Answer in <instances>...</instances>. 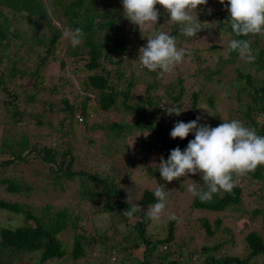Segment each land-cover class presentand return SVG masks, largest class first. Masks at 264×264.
Returning a JSON list of instances; mask_svg holds the SVG:
<instances>
[{
	"label": "rangeland",
	"instance_id": "obj_1",
	"mask_svg": "<svg viewBox=\"0 0 264 264\" xmlns=\"http://www.w3.org/2000/svg\"><path fill=\"white\" fill-rule=\"evenodd\" d=\"M209 9L214 12H227L225 5L220 4L219 0H208L206 5L197 9L202 30L194 37H180L181 43L176 40L177 47L185 49L186 52L183 63L176 66L172 72L155 78L146 75L141 68L138 70L142 76L132 75L131 70H128L125 80L122 81V89L127 90V84L133 77L140 82L131 93L135 95V100L129 102L135 105L145 96V90L153 80L157 84L156 90L151 89L148 94L156 101L164 97L171 104L167 96L179 95L180 88H183V102H191L194 92L200 96V109H198L200 124L216 127L222 123H219L221 120L230 117V121L240 120L247 127L261 129L264 118L252 112L245 115L246 105L251 103V98L244 94L238 98L240 85L246 86V81L237 77L235 69L238 65L221 61L230 58L227 45L232 35H221L220 38V30L217 26L219 18L209 14L207 12ZM163 11L168 15L164 9ZM175 26L177 27L169 24L171 29ZM135 34L141 35L138 27L128 28V39L133 40ZM145 38L147 39L148 36ZM259 41L258 48H264V34H260ZM257 52L258 49L252 50L253 55ZM246 61L241 59L242 72H253L244 65ZM66 62L65 69H61L58 63L44 68L47 77L44 83L49 89L58 84L59 89L56 93L52 95L41 90L39 86L36 88L35 103L30 102L26 95L20 96L22 111L17 117L5 108L8 95L1 90L2 84H0V201L16 203L37 217H42L44 208L48 205L54 212L66 208L69 212L79 215L78 223L82 229L76 232L86 237L83 241L84 256L78 259L67 256L45 264H122V259L125 260V264H134L136 258H143L144 247L131 249L129 241L134 242V240H129L128 233L131 230L127 229V223H121L119 216L104 212L100 206L95 205L94 199L84 198V192L94 188V184L85 180L84 174L92 178L108 179L109 182L122 188L126 196L129 190H132V199L128 203L137 206L138 209H141L139 200L145 189L155 191L159 186L165 188L164 191L172 189L173 193L171 197L167 196L166 209L160 221L150 225L148 234L152 239L166 237L168 223L175 221L173 242L159 249L171 252L176 250L171 257L182 263L199 264L202 259L199 257L201 249L205 246L213 247L221 242L224 244L216 255L228 252L233 257L245 256L246 245H243L242 236L238 235V231L246 233L249 225L255 227L264 238L262 216L250 218L246 212L254 208L264 210L262 182H253L246 176H234L235 185L243 189V200L237 209L222 213L212 211L205 213L197 210L192 212L190 205L194 196L187 191V187L189 184H195L199 189L200 175L181 177L171 183L156 176L151 177V172L155 173L159 170L160 148L166 147L169 142L157 140L150 144V147H144L142 141L149 134L148 130L133 129L131 132L127 130L120 132L116 125L125 126L129 118L135 117L133 113L126 111L123 98L120 99V109L112 107L105 111L101 107L95 89L88 84V76L80 72L75 73L77 66L73 58H67ZM1 67H5V64L0 63V69ZM216 70L218 73L215 77L222 80V83L218 81L215 83L216 91L222 90L221 86H226V91L222 95H216L212 83L206 76ZM179 78L182 79L181 83ZM10 86L13 87L14 84ZM28 86L29 90L33 89L32 84L25 81L24 87ZM32 93L34 94L33 91ZM210 98H214L213 104L210 103ZM84 103L87 104L86 112L83 110ZM68 104L72 105V111L67 109ZM161 109L159 108L158 113L157 111L155 113L157 120L161 119ZM187 109L188 105L183 111L186 113ZM77 116L82 120H78ZM169 116L166 112V117ZM217 123L219 124L215 125ZM164 127L167 130V126ZM44 147H51L58 152L53 161L44 160L38 154ZM21 152L25 157L22 161L16 156ZM64 152H68L69 155L64 156ZM63 159V166L59 170ZM7 161L11 163L7 164ZM69 163V170L76 173L74 176L68 175ZM83 181H86V188L82 189ZM10 182L16 183L21 190L9 191ZM179 184L183 186L182 190L178 187ZM223 195L224 191H221L219 196ZM173 214L178 220L171 219ZM25 216L24 213L0 210V229H15L26 225ZM205 219L210 223L221 219V229L228 226L234 228L235 243L220 231L215 230L213 235H209L202 225V220ZM29 223L34 226L33 221ZM211 225L214 230V225ZM74 233L71 230L59 235L69 251L74 243ZM119 245L122 249L118 247ZM180 245L182 248L178 249ZM180 253L183 256L179 258ZM192 253L190 257L189 254ZM255 260V264H264V256H259ZM29 264L38 263L33 259Z\"/></svg>",
	"mask_w": 264,
	"mask_h": 264
},
{
	"label": "trees",
	"instance_id": "obj_2",
	"mask_svg": "<svg viewBox=\"0 0 264 264\" xmlns=\"http://www.w3.org/2000/svg\"><path fill=\"white\" fill-rule=\"evenodd\" d=\"M156 7L160 12L157 25L150 32L146 31L144 37L142 34L138 36L135 34V38L130 40L127 31L128 28L135 25L125 18L122 0H0V63L5 64V67L0 69V84H2L1 90L8 95L7 98L4 97L7 99L4 104L7 111L15 114V117L20 115V111H22L20 96L26 95L30 102L35 103L36 88L39 86L41 90L52 95L55 94L59 89V85H54L49 89L44 83L47 78L44 68L58 63L61 69H65L66 59L73 58L77 66L75 73L80 72V74L88 76V84L98 94L102 109L105 111L110 110L112 107L120 109L119 104L122 97L126 111L135 115L134 118H129L127 125H116L120 132L125 130L131 132L133 129L148 130L149 134L142 141L144 147H150V144L157 140L168 141V145L161 147V150H159L161 157L165 160L169 157L171 150L177 147L182 151L185 150L189 141L195 138V134L190 133L184 140H174L171 138L170 132L178 121L187 123L200 117L198 113L200 96L198 93H193L191 102H183L184 90L180 88L179 95L167 96L172 102L171 104L164 97L156 101L154 97L148 94L151 89L156 90L157 84L153 80V83L145 90V96L138 100V103L132 105L129 103L135 100V95L131 94L132 90L140 82L133 77L127 84V90L123 91L122 89V81L125 80L128 70H131L132 75H137L140 71L138 69L141 68V71L150 77L155 78L158 76V73L148 71L137 61L139 49L147 44L146 36L149 37L156 32L165 31L180 43L182 42L180 37L183 35L180 34L179 25L171 29L169 24H166L169 17L164 14L162 6L157 5ZM48 9H51V14H49ZM207 12L209 13L208 10ZM211 15L219 18L217 26L220 35L226 36L229 34L232 35V39L237 38L232 33L230 25L224 23L228 19L229 14L227 12L211 11ZM77 27L82 29L84 37L82 43L73 47L69 40L63 38V32L67 28L75 29ZM238 39L249 40L251 49L253 51L258 49V52L254 55L255 60L251 63L246 61V64H244L247 66L246 68L252 69L253 72H242L243 64L236 52L229 50L230 58L221 61L236 63L238 66L235 71L238 79L246 81V86L240 85L239 96L237 95L238 98H241V94L251 98V103L246 105L245 115L252 112L254 115L264 118V48H258L260 34L239 37ZM217 73L216 70L206 76L212 83L216 95H222L226 91V86H221L223 89L216 91L215 83L217 81L222 83L221 79L215 77ZM138 76L142 75L139 74ZM25 81L32 84V90H29V86L24 87ZM179 82H182L181 78H179ZM12 83L14 84L13 87L10 86ZM234 86H236L235 82ZM213 99L210 98L211 104H213ZM86 105L84 103L83 110L85 112ZM161 105L165 108L179 107L181 111L188 105V109L186 113L182 112L180 116L170 115L166 117V111ZM159 108H162L160 111L161 119L157 120L155 113L156 111L158 113ZM67 109L72 111V105L68 104ZM228 114L230 116V113ZM224 120L230 121V117ZM171 121H174L172 125ZM221 122L223 123V120L219 123ZM164 125L167 126V130H165ZM255 130L258 135L264 136V125L261 129L255 127ZM29 152H31V149ZM38 154L44 160L53 161L58 152L51 147H44ZM63 155L66 156L69 153L64 152ZM16 156L19 157L20 161L25 159L22 152ZM6 163L10 164L11 161ZM63 163L64 159L59 170L62 168ZM70 163L67 168L68 175L74 176L76 173L69 170ZM1 164L4 163L1 162ZM84 175L87 177H85V180L94 184L92 190L84 192V198L94 199L95 205L100 206V209L104 212L110 213L112 216H119L121 223H127V229L131 230L128 233L129 240H134V242L129 241L131 249L144 247L143 258H136L134 264H185L171 257L176 253V250L171 252L159 249L173 242L175 221L168 223L166 237L152 239L148 234L151 228L150 225L153 222L147 217L146 212L149 205L157 202L153 190L145 189L142 192L139 200L141 209H138L133 217L128 218L122 212L133 205L126 202L128 196L124 194L122 188L109 182L106 178H92L88 174ZM150 176L162 178L159 170L155 173L151 172ZM246 177H250L253 182H262L261 185L264 187V166H259ZM200 180V188H202L203 181ZM3 182H6V180H3ZM81 187L82 189L83 187L86 188V181L81 183ZM178 187L181 190L183 189L181 184ZM8 190L17 192L21 189L16 183L10 182ZM164 190L166 189L164 188ZM242 190V187L234 184L231 192H224L223 196H219L220 192L214 194L211 201L208 202H201L198 197L194 196L190 209L192 212L197 210L205 213L207 211L222 213L237 209L243 200ZM165 192L168 197H171L173 190L169 189ZM44 209L45 212L42 217H37L31 211L25 210L16 203L0 201V210L26 214V225L15 229H0V264H29L33 262V259L38 264H45L67 256L74 259L84 256L83 241L86 240V237L76 232L78 229H82L78 223L79 215H75L72 211L69 212L66 208L54 212L50 205ZM246 212L250 218L261 215V221L264 223V210L261 208H254ZM30 221H33L34 226L29 223ZM221 223V219H217L213 223H210L208 219L202 220V225L209 235H213L215 230L220 231L232 243H235L236 240L233 238V234L236 231L234 228L228 226L221 229ZM211 224L214 225V230ZM247 228L246 233L237 230L238 235L242 236L243 245H246L245 256L233 257L228 252H226L227 254L216 255L224 244L221 242L213 247H203L199 254V257L202 258L199 264H255L256 258L264 256V238L252 225L247 226ZM71 230L75 233L73 234L74 243L71 251H69L59 235ZM118 247L122 249L121 245ZM112 248L114 247L112 246ZM112 248H110V251ZM181 248V245L178 246V249ZM192 255L193 253L189 254L190 257ZM182 256V253H180L179 258ZM125 263V260L122 259V264Z\"/></svg>",
	"mask_w": 264,
	"mask_h": 264
},
{
	"label": "clouds",
	"instance_id": "obj_3",
	"mask_svg": "<svg viewBox=\"0 0 264 264\" xmlns=\"http://www.w3.org/2000/svg\"><path fill=\"white\" fill-rule=\"evenodd\" d=\"M207 3L208 0H122L125 18L138 27L143 37L146 31L157 25L160 16L157 5L168 14L166 24L179 25L183 36H197L202 30L197 9ZM219 3L225 5L229 14L224 23L230 25L237 37L229 41L228 49L236 52L241 59L253 62L255 56L250 41L238 38L264 34V0H219ZM208 11L211 14V9ZM48 12L51 14V9ZM83 37L79 27L67 28L63 32V38L69 40L73 47L82 43ZM185 55V49L177 47L175 37L159 31L147 38L146 46L139 49L137 61L148 71L163 76L183 63ZM165 111L175 116L184 112L179 107H166ZM199 121L200 117H197L187 123H175L170 132L172 139L184 140L190 133H194L195 138L189 141L185 150L177 147L170 151L166 160L161 157L159 173L168 183L199 174L203 187L198 189L195 184H189L187 191L201 202H208L214 194L231 192L235 184L234 176L243 177L264 166V136L236 119L223 120L216 127L200 124ZM153 194L157 202L149 205L146 215L153 223H158L166 209L167 193L158 187ZM131 199L132 190H129L126 202ZM137 210V206L133 205L122 214L131 218ZM171 219L178 220V217L173 214Z\"/></svg>",
	"mask_w": 264,
	"mask_h": 264
},
{
	"label": "built area",
	"instance_id": "obj_4",
	"mask_svg": "<svg viewBox=\"0 0 264 264\" xmlns=\"http://www.w3.org/2000/svg\"><path fill=\"white\" fill-rule=\"evenodd\" d=\"M161 107L163 108V109H165V107L163 106V105H161ZM77 118L78 119H80V120H82V118L81 117H79V116H77ZM176 122V121H175ZM174 123V121H171V125Z\"/></svg>",
	"mask_w": 264,
	"mask_h": 264
}]
</instances>
